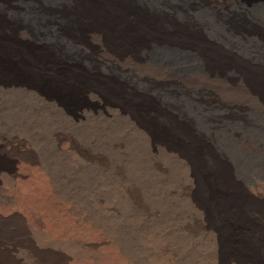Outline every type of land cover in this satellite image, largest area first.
I'll use <instances>...</instances> for the list:
<instances>
[{
  "label": "bare ground",
  "instance_id": "1",
  "mask_svg": "<svg viewBox=\"0 0 264 264\" xmlns=\"http://www.w3.org/2000/svg\"><path fill=\"white\" fill-rule=\"evenodd\" d=\"M155 1L50 0L43 6L41 0H0V74L5 69L1 55L5 54L6 63L17 66L18 73L33 70L31 74L51 87L61 86L78 102L73 107L47 88L5 84L1 77L0 90L35 95L73 126L98 117L143 133L147 152L171 158L183 175L189 200L200 213L199 227L216 242V264H264V187L244 185L225 159L221 162L212 138L226 124L241 122L242 113L264 116V55L247 58L230 48L204 43L189 23L186 9H179L171 0ZM226 1L245 9L254 3H212L219 7ZM20 3L26 10L22 13L17 11ZM14 11L17 19L8 16ZM176 11L183 19H174ZM21 16L26 20L23 25ZM231 22L222 23L233 32ZM236 32L249 35L239 27ZM158 50L195 52L202 71H189L190 76L179 73L154 55ZM259 52L255 50L257 55ZM160 91L176 95L178 100L169 102ZM185 99L209 127L208 133L198 130L184 113ZM70 142L72 139L66 144ZM2 150L0 146V155ZM17 153L13 151L8 159L9 168L0 170V185L10 179L14 187L10 204L0 206V264H128L111 244L100 240L98 230L72 211V204L56 199L45 170L32 163L35 158L26 160L23 153ZM25 169L31 174L26 181Z\"/></svg>",
  "mask_w": 264,
  "mask_h": 264
},
{
  "label": "rangeland",
  "instance_id": "2",
  "mask_svg": "<svg viewBox=\"0 0 264 264\" xmlns=\"http://www.w3.org/2000/svg\"><path fill=\"white\" fill-rule=\"evenodd\" d=\"M41 1L44 6L50 0ZM171 1L179 9H186L189 23L191 21L195 33L203 39V41H199L220 45L225 49L230 48L242 57L257 58L264 55V1L254 0L252 6L246 9L234 1H226L227 4L221 3L222 5L219 7L212 3L215 0ZM24 8L20 3L17 11L22 13L26 11ZM188 8L190 11L187 10ZM232 12L233 14H231ZM8 14H10L9 17L17 19L15 11L8 12ZM175 14L177 15L173 16L175 20L183 19L182 14L178 11L173 13V15ZM23 16L18 17L20 20L22 19L20 25L26 21ZM226 16L228 17L226 18ZM222 20L224 22L232 21L231 23L235 25L234 31L224 27ZM245 20L248 22L246 23ZM242 22L243 24H241ZM237 27L248 32L249 35H242V33L240 35L239 32H236ZM247 27L249 28L247 29ZM252 31L255 33L257 31L256 34L259 37H256ZM255 50L257 54L260 51L259 55L255 53ZM161 51H156L154 55L158 59L172 64L179 73L188 75L190 72L202 71L200 58L195 52L188 50H182V52L181 50ZM5 58H7L5 54L1 55L5 66L0 74L1 82L39 87L45 91L49 89L56 94H61L69 105L73 107L77 105L78 99L68 96L61 86L53 87L52 85L51 87L50 83L46 81L45 83L37 74H31L33 70L20 74L17 66L11 62L6 63ZM34 65L33 62L32 68ZM198 68L200 69L198 70ZM7 72L9 73L7 74ZM0 91V146L4 147L0 155V170L9 168L8 159L11 160L13 151L16 153L18 151L17 154H24L26 160H31V158V161L33 158L35 161L39 160L37 163L35 161L32 163L35 167L38 166L37 168L42 169V172L45 170L43 174L49 177L47 179L50 184L53 183L54 187L52 185L51 187L54 191L53 194H56V199L72 204V211L82 217L88 225L91 224V228L98 230L100 240L108 245L111 244V247L115 248L114 251L126 258L128 264H216V242L209 233L199 227L198 216L200 213L189 200L184 188L183 175L171 158L157 155L151 151L147 152V143L143 133L133 129L127 131L118 122H108L98 117L90 118V121L86 123L73 126L64 123L62 117L55 115L49 106L35 95L31 96L28 93H19L11 89H1ZM160 92V95L167 97L169 102L172 100L171 98L178 100L176 95L168 96L166 92ZM35 99L36 102L33 103ZM182 103L184 113L190 116L197 129L208 133L209 127L204 125L192 104L186 99ZM42 104L47 106L43 107ZM207 112L213 113L212 110ZM242 114L241 118L244 119L240 120L241 122L226 124L220 129V132H213L212 138L221 162L225 163L222 160L225 159L224 161L234 175L240 181L243 180L242 183L245 182L246 186L251 189L263 188L264 116L252 112ZM224 116L226 117V113ZM225 128L226 130H223ZM230 131L232 133L229 134ZM66 137L68 141L72 139L75 143L66 144L68 142ZM18 141L21 145L24 144L25 148L18 145ZM17 147H20L19 150ZM26 149H28L27 153ZM6 150H9V153ZM30 150L32 157L29 156ZM5 169L2 171L5 172ZM26 170L23 175L24 181L28 180L30 178L28 176L31 175ZM25 172L28 174L25 175ZM4 183L7 184L0 185V189L2 188L0 190V206L10 204L14 196L12 181L8 179ZM245 183L243 184L245 185ZM8 190H10V196H7ZM10 192L13 194L11 195ZM3 194L7 198L3 197ZM78 211L79 213H77Z\"/></svg>",
  "mask_w": 264,
  "mask_h": 264
}]
</instances>
